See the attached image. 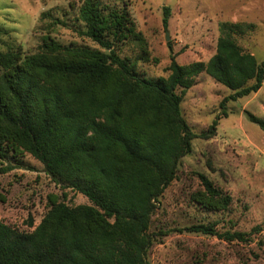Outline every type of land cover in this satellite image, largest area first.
<instances>
[{
	"label": "trees",
	"instance_id": "1",
	"mask_svg": "<svg viewBox=\"0 0 264 264\" xmlns=\"http://www.w3.org/2000/svg\"><path fill=\"white\" fill-rule=\"evenodd\" d=\"M170 12L164 8L166 29ZM78 19L82 36L100 49L65 46L47 36L33 54L14 41L0 50V161L8 163L7 173L31 156L56 185L82 194L90 205L51 199L31 232L0 220V264H150L152 218L193 140L216 136L228 116L226 104L264 84V60L239 44L253 24L221 22L208 62L180 65L172 50L170 75L150 79L118 52L130 39L143 41L127 8L84 0ZM8 34L0 27V36ZM201 74L232 94L221 102V116L196 135L182 102ZM246 114L264 131L263 118ZM198 177L205 195L197 202L227 209L232 197L206 175ZM253 231L219 233L212 224L180 230L226 242H247Z\"/></svg>",
	"mask_w": 264,
	"mask_h": 264
},
{
	"label": "rangeland",
	"instance_id": "2",
	"mask_svg": "<svg viewBox=\"0 0 264 264\" xmlns=\"http://www.w3.org/2000/svg\"><path fill=\"white\" fill-rule=\"evenodd\" d=\"M84 0H0V50L14 41L25 54L36 53L49 36L65 46L100 47L82 36L79 9ZM112 8H127L143 41L118 47L137 71L150 79L168 77L171 54L180 65L208 62L216 53L221 22L247 23L255 30L239 39L246 52L264 60V0H101ZM170 8L169 25L163 24ZM60 21V22H59ZM167 34L169 40H167ZM232 91L201 74L186 92L182 112L192 131H207L218 116L221 102ZM217 134L196 138L193 151L181 160L177 178L161 198L151 225L155 238L150 264H264V131L246 112L264 119V84L255 94L229 101ZM0 161V220L31 232L48 212L51 199L70 206L90 205L77 192L64 190L31 156L20 168L4 172ZM198 174L206 175L232 197L227 209H207L197 202L205 190ZM33 223V227L30 223ZM196 224H212L219 233H250L247 242H226L216 236L180 232Z\"/></svg>",
	"mask_w": 264,
	"mask_h": 264
},
{
	"label": "water",
	"instance_id": "3",
	"mask_svg": "<svg viewBox=\"0 0 264 264\" xmlns=\"http://www.w3.org/2000/svg\"><path fill=\"white\" fill-rule=\"evenodd\" d=\"M167 40H169V35L167 34Z\"/></svg>",
	"mask_w": 264,
	"mask_h": 264
}]
</instances>
